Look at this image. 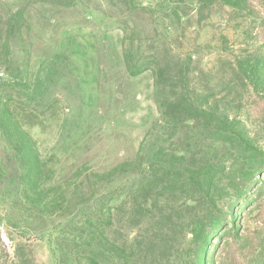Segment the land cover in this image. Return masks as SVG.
Wrapping results in <instances>:
<instances>
[{"label": "rangeland", "instance_id": "374dc122", "mask_svg": "<svg viewBox=\"0 0 264 264\" xmlns=\"http://www.w3.org/2000/svg\"><path fill=\"white\" fill-rule=\"evenodd\" d=\"M0 264H264V0H0Z\"/></svg>", "mask_w": 264, "mask_h": 264}]
</instances>
